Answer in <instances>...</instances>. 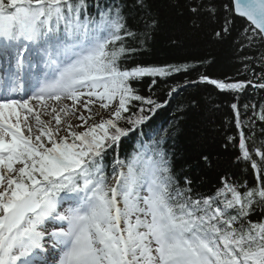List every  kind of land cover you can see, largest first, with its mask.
Returning a JSON list of instances; mask_svg holds the SVG:
<instances>
[{
	"label": "snow or ice",
	"instance_id": "snow-or-ice-1",
	"mask_svg": "<svg viewBox=\"0 0 264 264\" xmlns=\"http://www.w3.org/2000/svg\"><path fill=\"white\" fill-rule=\"evenodd\" d=\"M232 4L229 11L250 22L249 44L264 41V0ZM135 7L148 17L143 32L132 28L123 3H97L92 15L86 0H0V58L7 61L0 74V264H264V218L251 219L264 213V151H250L243 131L237 159L255 170V187L225 177L214 195L194 196L180 187L163 139L119 157L121 139L163 107L135 85L189 69L125 66L140 50L129 41L142 48L158 25L147 0ZM187 7L194 16L216 14L203 0ZM230 24L226 18L214 37L223 39ZM199 81L237 101L249 86L264 89L250 79ZM231 108L240 127V106ZM109 149L116 154L111 174ZM48 221L59 226L49 231Z\"/></svg>",
	"mask_w": 264,
	"mask_h": 264
},
{
	"label": "trees",
	"instance_id": "trees-1",
	"mask_svg": "<svg viewBox=\"0 0 264 264\" xmlns=\"http://www.w3.org/2000/svg\"><path fill=\"white\" fill-rule=\"evenodd\" d=\"M114 2L128 5L129 23L134 30H145L143 21L148 17L144 10L135 7V0H86L92 15L97 12V3L106 6ZM147 2L150 15L158 20V25L142 48L138 42L129 41L131 46L140 50L123 63L129 68L137 65H188L189 69L173 72L168 77H157L155 85L152 77H145L135 85L140 95L150 96L163 107L121 139L119 157H128L138 143L163 139L162 147L171 160L172 171L180 187H191L194 196L214 195L225 177L246 183L248 187L258 186L260 181L250 163L237 158L241 156V131L250 151L257 148L264 151V121L258 119L264 105V89L249 86L238 94L237 101V94L222 92L213 85L200 82L199 77L206 75L229 82L250 79L253 84L264 82L260 79L264 76V63L261 61L264 41L256 37L249 44L245 29H249L250 35V24L229 11L232 0H203L205 4L215 6L214 17L207 12L194 16L187 7L193 0ZM195 2L200 3L201 0ZM226 18L231 21L229 33L223 39H217L213 34L221 29ZM173 88L176 90L172 91ZM133 103L139 105L140 102ZM233 103L240 106V127L236 125L235 112L231 108ZM244 104L250 107L245 110ZM251 105H255V109ZM115 155L111 149L105 155L108 172H111ZM204 156L208 157L207 162ZM254 158L259 161V157ZM186 180L191 184L186 185ZM262 218L264 213L259 210L251 216L253 221Z\"/></svg>",
	"mask_w": 264,
	"mask_h": 264
},
{
	"label": "rangeland",
	"instance_id": "rangeland-1",
	"mask_svg": "<svg viewBox=\"0 0 264 264\" xmlns=\"http://www.w3.org/2000/svg\"><path fill=\"white\" fill-rule=\"evenodd\" d=\"M232 7H233V4H232ZM234 12V11H233ZM235 14V13H234ZM236 15V14H235ZM237 16V15H236ZM239 17V16H238ZM241 18V17H240ZM94 110H98V109H95V106H94ZM100 111H103V110H100ZM104 115L105 116H107V113L105 112L104 113ZM42 118H44V119H48L49 117H47V116H42ZM96 119H99V117H97ZM30 121H31V118H30ZM75 122V121H74ZM79 130V129H78ZM25 134H27V133H25ZM59 225L58 224H56V225H54V224H51L50 225V227H51V229H54V228H57Z\"/></svg>",
	"mask_w": 264,
	"mask_h": 264
},
{
	"label": "bare ground",
	"instance_id": "bare-ground-1",
	"mask_svg": "<svg viewBox=\"0 0 264 264\" xmlns=\"http://www.w3.org/2000/svg\"><path fill=\"white\" fill-rule=\"evenodd\" d=\"M37 102L33 101V104L35 105ZM49 103H52L51 101ZM54 221H48L47 225H45V227H49L51 225V223H53Z\"/></svg>",
	"mask_w": 264,
	"mask_h": 264
},
{
	"label": "water",
	"instance_id": "water-1",
	"mask_svg": "<svg viewBox=\"0 0 264 264\" xmlns=\"http://www.w3.org/2000/svg\"><path fill=\"white\" fill-rule=\"evenodd\" d=\"M235 13V12H234ZM237 15V14H236ZM238 16V15H237ZM240 17V16H239ZM241 18H243V17H241ZM244 20H246V18H243ZM247 21V20H246ZM248 22V21H247ZM249 24H250V22H248Z\"/></svg>",
	"mask_w": 264,
	"mask_h": 264
}]
</instances>
